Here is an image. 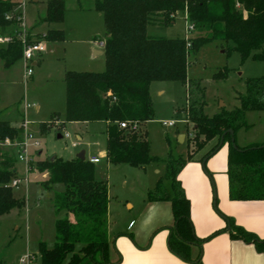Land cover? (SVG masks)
I'll use <instances>...</instances> for the list:
<instances>
[{
  "label": "trees",
  "instance_id": "16d2710c",
  "mask_svg": "<svg viewBox=\"0 0 264 264\" xmlns=\"http://www.w3.org/2000/svg\"><path fill=\"white\" fill-rule=\"evenodd\" d=\"M19 4L0 0V36L14 37L8 45L0 46V60L6 68L23 58V45L16 37L20 24L15 11ZM94 9L104 18L106 68L100 73H66V116L62 125L103 122L109 163L134 168L158 164L161 161L151 156L145 129L155 117L150 87L154 82L183 83L189 88L188 120L194 125L196 149L187 159L170 156L163 161L170 190L160 181L155 194L148 196L149 201H167L172 205L175 224L170 229L169 249L185 262L201 264L203 243L229 232L232 238L252 244L264 254V240L226 216V229L205 239L197 237L191 202L178 180L195 153L217 140L202 158L204 169L207 160L227 146L230 200L264 201V144L240 147L236 142L234 147L229 132L233 131L236 139V132L246 125L245 112L264 110V75L246 80L245 93L237 96L239 107L229 111L222 109L212 117L205 113L207 102L201 83L188 81V57L207 43H221L225 52H237L243 63L248 60L264 63V0H95ZM179 12H185L199 36L168 39L148 35V26L155 23V18L171 24ZM65 13V0H48L41 22L61 24ZM8 14L13 15L12 20H7ZM42 39L50 43L63 42L65 32L52 29L37 40ZM29 40L32 42L31 38ZM229 43L233 46L225 48ZM228 77L229 70L225 68L215 73L213 79L219 81ZM52 118L51 125L59 121L60 116L55 114ZM122 123H127L128 127L121 128ZM49 127L50 124L41 123L40 132L44 134ZM24 139L22 127L0 119V217L24 206L11 186L16 177V160L4 148L7 142L20 145ZM37 171L48 174V179L42 183L47 190L56 184L65 188L55 194L53 201L56 214H64L56 222L55 247L48 249L45 243H40L41 264H114L110 260L109 187L107 181L96 178L95 164L56 156L53 161L50 157L39 162ZM193 246L200 249L196 259L192 258ZM77 247H82L80 252H76ZM0 264L6 263L0 261Z\"/></svg>",
  "mask_w": 264,
  "mask_h": 264
},
{
  "label": "rangeland",
  "instance_id": "374dc122",
  "mask_svg": "<svg viewBox=\"0 0 264 264\" xmlns=\"http://www.w3.org/2000/svg\"><path fill=\"white\" fill-rule=\"evenodd\" d=\"M19 1L26 3L25 19L32 41L52 29L65 31V41L49 44V51L44 54V60L35 67L34 76L27 80L23 60L10 68H6L0 60V119L10 122L14 127L22 128L26 120L27 131L39 142V146L35 147L34 141H29L33 160L29 168L19 160L20 148L17 144L10 143L4 147L16 160V177L13 180L21 179L22 183L18 188H13V192L17 199L24 201V206L0 217V261L6 264H21L22 259L33 255L31 264H41L40 243H45L48 249L55 247L56 222L63 218L64 214H56L53 201L55 194L63 192L65 188L62 184H56L53 189L47 190L42 183L48 178L37 171L38 163L56 155L66 160L74 159L79 151H87L88 155H101L107 149L105 123L62 125L66 116L65 75L69 71L100 73L105 70V55L94 57L93 42L96 38L105 40L106 31L103 16L94 9L95 0H65L66 13L62 25L41 22L46 14L48 0H40L39 3L35 0ZM160 19L155 18V23L148 26L149 36L168 39L199 36L197 32L187 30L190 22L186 19L185 12H179L171 24L161 23ZM228 46L233 44L229 43L225 48ZM188 61V81L201 83L206 95V113L209 116H213L223 103L230 106L235 101L234 97L244 91L246 80L260 74L264 65L252 60L243 63L237 52H225L219 42L207 43L198 51L191 52ZM225 68L229 70L228 79L214 80V74ZM152 97L155 117L146 124L145 129L151 156L161 162L152 163L143 169L129 165H107L106 159L103 158L97 167L98 179L108 181L109 185L108 226L112 234L110 238L132 233L128 230L129 223L132 220L138 222L141 218L143 204L148 201L149 194H155L160 181L170 190V182L166 180V164L163 161L170 156L187 159L188 154L196 149L195 139L191 137L192 133L194 136V125L192 122L183 123L189 116V88L181 82H155L152 86ZM28 104L33 107L26 110ZM35 106H38L39 110H36ZM55 114L60 116V123L54 122L51 125ZM171 121H176L177 125L172 128L163 126L164 122ZM41 123L50 124V129L44 134L40 132ZM23 130L25 132L24 128ZM178 131L186 133L185 143L179 141ZM59 132L63 135L62 139H58ZM76 132L82 134L85 140L74 147ZM65 133H69L70 137H66ZM213 146L211 144L196 152L195 158L187 163L192 164L194 161L206 174L211 186L212 215H205V218L197 220L196 212L191 214L197 237L212 235L218 222L228 226V216L222 210V196L215 176L211 173L209 164L207 163L205 170L202 162V158ZM227 148L224 146L214 159L217 167L222 163L223 166L227 164V156H224ZM40 150L42 154L38 155ZM156 170H160V173ZM191 174L190 182L199 186L194 172ZM178 180L181 183L180 178ZM197 191L196 189V193ZM128 204H132L133 208H128ZM139 224L138 222L134 230ZM81 248L77 247L76 252H80ZM69 258L70 256L67 260Z\"/></svg>",
  "mask_w": 264,
  "mask_h": 264
},
{
  "label": "crops",
  "instance_id": "0c3cea01",
  "mask_svg": "<svg viewBox=\"0 0 264 264\" xmlns=\"http://www.w3.org/2000/svg\"><path fill=\"white\" fill-rule=\"evenodd\" d=\"M9 1L15 3H25L24 1H19V0L17 1L9 0ZM35 2L39 3L40 0H35ZM46 9H47V5H46ZM62 24L63 23H61L60 25ZM102 42H105V40H101V39L98 40V38L94 39L93 52L95 58L98 56L105 55V47L101 46ZM43 57L44 55L41 57L37 66L40 65V62L42 60H44ZM263 75H264V65L261 73L253 77L254 78L262 77ZM152 86L153 83L150 87L151 96H152ZM245 90L246 88L244 87V91L240 92V94L245 93ZM234 100L235 101L231 103L230 106H228L227 103H223V105L219 108V110L214 112L213 116L220 113L222 109H226L229 111L235 107H239L240 103L237 100V95L234 97ZM207 108L208 107H205V113ZM35 109L39 110V107L36 106ZM244 118L246 125L240 128L236 132L237 144L240 147H247L254 144H264V110L247 111L245 112ZM69 124L75 125L81 123L78 122V123H69ZM83 124H88V123H83ZM60 133L61 132H59V134ZM75 138L76 140L74 141V143L77 144L75 147H77L79 143H83L85 140L84 136L78 132L75 133ZM178 138L179 139L182 138L181 143H185L187 141L186 140L187 136L186 133L184 132L180 133L178 131ZM216 143L217 140H213L207 143L202 150H204L211 144L215 145ZM221 150L222 148L216 154L210 157L207 160L206 165L207 163L209 164L210 171L215 176V179L219 186V192L222 196V201H221L223 206L222 210L226 214V216L232 219L238 226H241L245 230L256 234L258 238L264 240V201L240 202V201L230 200L229 181H228V176L226 174L228 169V148H227V152H225L224 154L225 158L227 156L226 165L223 166L222 163L220 167H217V164L214 160L216 159L217 155ZM81 152L85 153V160L91 161L93 158L99 159V162L95 163L96 171L98 165L102 163L103 158L106 159L107 165H113L108 162L107 151L102 152L101 155H97L93 153L88 155L87 151H79L76 153V157H74V159L77 158V156ZM41 154H42V150L38 152V155ZM221 160L223 161V158ZM143 169H146V167ZM156 171L160 173V170H156ZM192 171L194 172V178L196 177L199 186L194 185L189 180V178L192 177L191 174ZM220 174L222 175L219 176ZM43 175H45L46 178H48L47 173ZM96 178L98 179L97 173H96ZM179 178L183 185L184 190L186 191L185 193L188 199L191 201V205H192L191 213L196 212L197 214L196 219L199 220L200 218H205V215L207 216L212 215L210 209L211 186L209 184L206 174H204L200 170V167L197 164H195L194 161L192 164H187L184 170L179 175ZM196 189L198 190L197 193H196ZM196 196L198 199L196 198ZM128 208H133V205L128 204ZM142 208H143L141 212L142 216H140L141 218L137 220L140 224L138 225L136 230L134 229L137 226L138 222L132 220L128 225V230L132 231V233H130L127 236L124 235V236H117L115 238H110L111 262L114 264H196V263H188L183 261L174 253H172L169 249L168 239L170 235V229L175 224V218L173 215L171 203L167 201L152 202L148 200L143 204ZM215 228L216 229L214 233L216 231L226 229L227 226H224L223 223L218 222ZM110 232L111 231H109V235H112ZM203 232L204 231H202V234ZM208 236L210 235H204L199 238L205 239ZM199 254H200L199 247L193 246L192 258L196 259L199 256ZM118 261L119 263H117ZM201 264H264V254L259 253L254 245L248 244L236 238H232L229 232H224L210 239L209 241L203 243Z\"/></svg>",
  "mask_w": 264,
  "mask_h": 264
},
{
  "label": "built area",
  "instance_id": "2783aa9c",
  "mask_svg": "<svg viewBox=\"0 0 264 264\" xmlns=\"http://www.w3.org/2000/svg\"><path fill=\"white\" fill-rule=\"evenodd\" d=\"M25 3H20L19 6L16 8V13L19 14L17 17V20L20 24V29L19 31H17L16 33V37L19 41H21L22 45H23V58L22 60L24 61V65H25V79H29L31 77L34 76L35 73V67L37 66L38 62L40 61L41 57L48 52L49 50V42L45 39L42 40H34L32 42H30L29 40V33L27 30V24H26V19H25ZM238 8H241L240 4H237ZM13 19V15L12 14H8L7 15V20H12ZM187 30L189 32L194 31V26L189 24L187 27ZM14 40V37L10 36V35H6V36H0V46H6L9 43H11ZM101 46H105V42L101 43ZM190 46V45H189ZM33 107L32 105H27L26 109H29ZM36 107V106H35ZM189 120L188 118H185V120H183V123H188ZM57 124H59L60 122L57 121L55 122ZM23 128L25 129V139L24 142L19 146L20 148V153H19V160L21 162H24L26 164V166L29 168L30 164L32 163V158L30 155V147H29V141H34L35 143V147L39 146V142L35 139V136L27 131V126L28 123L26 122V120H24L23 122ZM177 125L176 121H171V122H164L163 126H165L166 128H172L175 127ZM128 127L127 123H122L121 124V128L126 129ZM66 137H70L69 133H65ZM191 137L193 136V133L191 134ZM7 144L9 145L10 142H7ZM77 144L73 143V146L75 147ZM92 163H98L99 159L97 158H93L91 160ZM22 183V180L19 179H15L12 181L11 186L12 188H18ZM34 259L33 255H29L27 257H25V259H22L21 264H31L32 260Z\"/></svg>",
  "mask_w": 264,
  "mask_h": 264
},
{
  "label": "water",
  "instance_id": "95a60500",
  "mask_svg": "<svg viewBox=\"0 0 264 264\" xmlns=\"http://www.w3.org/2000/svg\"><path fill=\"white\" fill-rule=\"evenodd\" d=\"M230 132V134L233 136V139H232V141H233V145H234V147H236V139L234 138V132L233 131H229ZM182 137H184V136H182ZM63 138V135L60 133V134H58V139H62ZM223 139H224V137L222 138V141H221V144H220V147L223 145ZM179 141L180 142H182V138L181 139H179ZM55 157L56 156H53V157H51V160L53 161L54 159H55ZM77 158H79V159H81V160H85V153L84 152H81L78 156H77ZM216 199H217V196H216V191H215V207H216V205H217V203H216Z\"/></svg>",
  "mask_w": 264,
  "mask_h": 264
}]
</instances>
